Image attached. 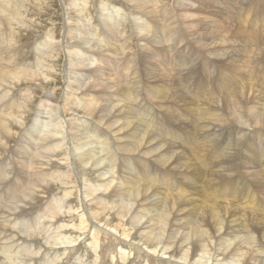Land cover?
Instances as JSON below:
<instances>
[{"label": "bare ground", "instance_id": "bare-ground-1", "mask_svg": "<svg viewBox=\"0 0 264 264\" xmlns=\"http://www.w3.org/2000/svg\"><path fill=\"white\" fill-rule=\"evenodd\" d=\"M40 1L42 0H36L38 7L43 4L42 2L40 3ZM67 1L64 4L68 3L65 10V19L68 22V25H66L65 34L63 32V40L61 38V41H57V34L60 29L58 30L56 28L48 31L43 37L38 39L37 42L43 38L41 41L42 45H39V49L38 47H30L34 42L29 44V39H31V37H28L27 34L24 43L20 40L21 38L19 35L16 36L19 33L10 37L9 44L7 39L0 38V90H5L8 94L7 98L0 96V101L2 100L7 107L4 110V107L0 105V264H211L213 261H215V264H221L223 261H226L224 264H229L227 263V260H230L231 257L235 256L238 252H241L240 254H242V257H245L246 263L242 264H249L247 263L248 253L247 251H242V247L244 245H251L252 238L250 235H244L245 237L236 239L234 232L241 230L244 225L243 223L238 222L237 218L234 220V204H232L234 210L224 206H219V208L215 207L218 204L217 202H224L227 197L233 195L236 196L235 193L240 187H236L237 189H222L220 194H217L218 187L215 183L211 182L213 184L206 185L205 187H209L210 194L207 196V200L205 198L204 202L208 203L207 206L210 205L208 208H211L203 211L199 218L197 210L199 207L195 204L194 199L188 200L184 195H181L182 191L176 188L173 184L167 185L165 191L159 189L153 190L155 186V172H153V166L150 167V170H146L142 174L137 173L134 168V164L137 162L134 163V158L136 157L142 160H147V158L151 161L160 160L163 165L172 166L171 169L181 172L178 175H183L182 172L185 171L187 168L186 166H188L187 156L184 155L183 152L176 151L179 149L177 148V145L173 143L167 129L163 132L164 135L169 138L167 137L164 139L150 136L152 133L151 129H154L155 127V125H153L154 127L151 126L154 118L151 120L149 107L143 104L142 101L144 99H140L139 94L141 92V85H139V80H136V77H139V74H136L134 69L139 68V62L144 61L143 58L145 59L148 57V59H150L148 54H152L149 51L146 54V51L144 54L142 51H139L140 49L138 48L141 46L139 45L140 47H137L138 39H142L149 44H157L159 40L168 45L170 42L173 43V40L176 41L175 43H178L177 41L181 37V33L176 31L177 27H175V19L177 17L175 18V12L173 13L170 10L168 13L161 11L164 16L162 20L163 27L156 30L153 20V23H150L151 20L148 23L145 21L146 19L143 18L146 14H149L150 17L152 16L148 3L154 2L155 0H122L129 5L126 9L120 4V0ZM195 1L198 3L200 2L199 5H201L202 0ZM163 2L159 1L161 8L165 7V5L162 4ZM175 2L177 3V1ZM185 3L188 4L186 0ZM43 6L44 5H42V7ZM103 6L106 8H103ZM155 6H157V4H153L154 8ZM201 6L206 7L203 2ZM0 7H2V12L5 16H8L6 14L10 13L9 15L14 19V23L15 21H18L21 25L26 26L25 30H28L27 24L30 19H24L25 12L23 14L22 11L25 7L22 6V8L17 6L14 0H0ZM42 7L40 9H42ZM190 7H192V5ZM194 7L195 6L192 8ZM175 8L177 9V7H174V9ZM180 8L181 7H179V9ZM26 9V12H28V8ZM202 12L201 15L203 14ZM86 16L89 17L93 26H91L89 22L86 24L83 21V18ZM99 18L102 19L105 24L112 26L111 32L113 34H118L116 37L117 44H115V48L112 51L107 52L108 54L119 55V62L116 60H110L111 58L108 59V57L102 52L96 53L95 56L89 54V48L87 49L88 52H85L83 49V51H81V44L90 36H93V38L99 36V38H97L102 42L104 50L107 44L102 38L105 37L106 40L112 39L111 32L107 33L104 31ZM213 19L215 20L214 17ZM12 21L13 20H11V22ZM25 21L27 22L24 23ZM1 23L4 26V22L1 21ZM224 23L222 22V24ZM85 27H88V30ZM212 27L213 31H219V29L216 28L217 26L212 25ZM205 28L207 27L205 26ZM239 29L241 28L239 27ZM19 30H17V32ZM195 30L191 32H195ZM249 32L250 30L245 34L247 35ZM182 33H184V29ZM187 33L188 31L186 34ZM253 33H250V35L257 40V45L253 44L249 39L250 42L248 41L249 44L247 45L249 47L248 52L241 47L240 51L242 50L243 57L246 55L254 57L252 52L253 44L254 46L256 45V47L258 46L257 48H259V50L257 51H260L254 59L258 57L264 59L263 33L261 32L258 36L255 33L253 35ZM59 36L61 35L59 34L58 37ZM191 36H193L192 34L190 35V38H194ZM198 41L201 40L198 39L196 42ZM89 42L91 41H88V43ZM146 45L143 46V51L147 50L149 47L148 46L145 49ZM201 47L204 49L207 48L204 46ZM92 48L95 50L93 46ZM218 50L220 51L221 49H217V51ZM104 53H106V51H104ZM61 54H63V56L65 54L70 68L72 67L81 70H79L81 77H77L66 85V92H64L65 95L63 96L64 105L59 101V99H61L59 98L60 96L58 97L59 99L54 102L55 100H53L54 96L52 92H47L50 95L46 97L47 94L43 97L44 100H46V103L49 102L52 104L50 107L53 109H50L49 112L47 109V112L50 115H54L56 119H58L57 115L60 114L61 110L64 114H78L77 118H68L69 123L66 125L69 129V140H67L68 138L65 133L66 126L64 127V121H59L58 123L52 121L45 124L41 123V120L33 126L31 131L26 133L24 138L18 139L32 117L38 116L37 114L34 115L37 113L35 110L37 108V106L35 108V105H37L36 102L41 97H38V92L42 89L41 87H47L49 84L53 83L54 75L52 76V72L56 69L54 68V65H56L55 62L61 63L59 62L61 60ZM215 54L216 53L213 54L215 58L219 57V59L222 58V60H227V56L229 59L232 57L234 58V55H229L228 52H223V54L219 53L217 56H215ZM243 60L246 62L247 58ZM96 62H98V64H103L104 68L99 67L98 65L94 66V69L91 71L93 64H96ZM144 62L146 63V60ZM182 63L184 64L185 61H182ZM49 65H51V68ZM108 70L117 71L120 83H114L107 88L108 86L104 85L103 82H89L86 79L88 75H91L92 80L94 81L96 79L97 81V78L102 77L103 75L105 76ZM153 70L154 69H152V71ZM140 71L145 72V69ZM73 72L72 69V73ZM146 75H148V73ZM155 75H157V73ZM109 76L111 75L109 74ZM152 79L155 80L157 78L155 77ZM50 80L51 82H49ZM159 81L161 83L162 79H159ZM159 81L154 83H158ZM237 82L241 84L239 80ZM173 83L174 82H172V84ZM23 85H25V87ZM166 85L167 84L165 83V86ZM20 86L24 88H19ZM227 86L229 87V85ZM161 87L163 88L164 86L161 85ZM39 88L41 89L39 90ZM106 88L109 89L107 90L108 92L111 91L114 95H108L106 93L101 94L105 92L104 89ZM110 88H112V90H110ZM167 88L170 87L168 86ZM253 88L254 87L247 85L245 90L240 88L233 97H230L229 93L228 96L224 95L226 98L224 105H222L225 112L223 119H226V114L229 115L230 120L237 124V132L239 133V136L237 137L234 135L237 138L233 145L228 144V146L221 147V149L226 154L228 152L225 151L231 145L232 149L229 151L231 154H236V158L241 155L240 150L242 152L245 148L244 144L248 138V134L246 133L247 129L262 130V128H264V95L255 94ZM18 89H23V91H25L20 95L21 100L19 103L16 102V98L18 97L16 92ZM95 90L101 93H94ZM150 90L148 93H150ZM58 92H60V90ZM194 92L196 93V91ZM116 94H118V97H121V102L120 98L119 100H117L118 98H115ZM151 94V97H153V100L155 101L154 103L157 101L161 104H168L176 102L179 98V95H169L168 93L164 95L163 92L159 94V91H153ZM221 94L222 93H220V95ZM136 101L138 104H141L142 107H146L136 111L135 107L132 106ZM213 101L215 100L213 99ZM217 101L215 103H217ZM199 102H201V100ZM216 108L218 107L216 106ZM39 111L38 113H40ZM200 111L201 110L199 109V112ZM63 113L62 115H64ZM133 113H137L135 116L138 115L140 118H134ZM219 113H221V111ZM40 114H44V112ZM208 115H211V113ZM47 116L48 115H46V117ZM215 116L219 123L226 122L221 121L219 115ZM36 119L35 122H37ZM81 119H83V121H81ZM88 119H92V121L95 122V125H90L87 121ZM219 128L223 130L220 126ZM154 131L156 130L154 129ZM34 134L36 135L33 136ZM257 135L258 134H255L254 137H257ZM158 136L163 135L158 134ZM16 139L18 140L16 141ZM35 141H37V145L33 143ZM202 143L200 142V144ZM35 146L38 147V152L34 155ZM206 148L209 147L207 146ZM250 148L251 150L254 149L252 146ZM243 152L245 153L246 151ZM222 154L223 153L221 152V155ZM131 156L134 158H131ZM9 157H12L15 165L17 164L18 166L17 171L13 176L11 172L7 171L8 167L5 169L4 166L6 164L4 162L8 161L6 158ZM260 160L263 159L261 158ZM10 162V166H12L14 163L12 160H10ZM202 163L200 164L202 165ZM221 166L223 165L221 164ZM231 167L232 166H230V168ZM27 168H30L32 171L29 175L24 171ZM233 168L234 167H232V169ZM143 169L142 171H144ZM260 174L261 173L258 175L256 173L255 175L260 176ZM253 175L254 172L252 177ZM199 178L201 179L202 176ZM211 178H209V180ZM156 181L160 180L157 179ZM253 181L256 180L254 179ZM260 185L259 187L261 188L264 186ZM171 191L173 194H170L172 193ZM201 193H199V195ZM15 195L17 196L15 197ZM220 195L221 197H219ZM218 197L220 199H218ZM241 199L242 201L244 200L243 198ZM244 213H246V211ZM197 217L199 220L196 219ZM249 217L251 218V216ZM41 219H43V221H40ZM56 229H61L62 232L56 235L54 234L56 233L54 232ZM34 231H37V234H35ZM50 239L53 241L52 244L50 243ZM132 255H134V257L131 258ZM163 256H167L168 261L164 260L166 258ZM249 259L251 258L249 257ZM21 260L23 262H21ZM219 260H221V262ZM178 261L183 263H179ZM255 264H264V261Z\"/></svg>", "mask_w": 264, "mask_h": 264}, {"label": "rangeland", "instance_id": "rangeland-1", "mask_svg": "<svg viewBox=\"0 0 264 264\" xmlns=\"http://www.w3.org/2000/svg\"><path fill=\"white\" fill-rule=\"evenodd\" d=\"M14 1H15L17 6L25 7V9L22 7L23 8L22 11H23V14L25 12L23 18L24 19L27 18L28 20L30 19L28 21L29 23L27 24L28 30H25L26 26L21 25L20 23H18V21H15V23H14V19L9 15L10 13L9 14L7 13L6 15H8V16H5L4 13L2 12V7H0V38L7 39L8 44H9L10 37L12 35L15 36L17 33H19L16 36L19 35V37L21 38L20 40L24 43L25 42V37H27L26 36V34H27L28 37L29 36L31 37V39H29V44H32L34 42L32 45H30V47H32V48H34V47L37 48L38 47V49H39L40 48L39 45H42L41 41H42L43 38L39 42H37L38 39L43 37L48 31L56 28L58 30L60 29L59 30L60 33L57 31L58 32L57 41H61V38L63 40L64 34H65L66 25H68L67 24L68 22L65 19V10H66V5H68V3L64 4L67 0L66 1L65 0H42V1H40V3L42 2L43 4H41L40 7H38V5L36 3V0H33V1L31 0L32 2L30 0H14ZM159 1L160 2L164 1L162 3L163 5H165V7L163 6L164 8L160 7ZM175 1H177L178 5H177V3ZM194 1L195 0H193V1L192 0H186V2L189 5L191 4L192 7L195 6L194 8L190 7L191 5L189 6L188 4H186L185 0H182V1L180 0V2H179V0H155L154 2L148 3V6H150L149 10H150L152 16L150 17L149 14H146L145 16H143V18L146 19L145 21H147L148 23H149L150 20H151L150 23H153V21H154V27L157 30L158 28L163 27L162 26V20H163L164 16H163L161 11L166 12V13H168L169 10L172 11L173 13L175 12V18L177 17L175 19L176 20L175 21L176 22L175 27H177L176 31H178V33H181L180 34L181 37L179 38V40L181 38L182 39L180 41L178 40L177 41L178 43H175L176 41L173 40V43L170 42L169 45L167 43L166 44L163 43L161 40H159L157 42V44L156 43L149 44V43H146L142 39H138V42H137L138 46L137 47L141 46L140 48H138V49H140L139 51H142L143 54H144L145 51H146L145 54L149 51L152 54H148L150 59H148L147 56H146L147 58H145V59L143 58L144 61L146 60L147 65L141 59L142 62H139V64H140L139 68L138 69L134 68L135 69V73L139 74V77H136V80H139V85H141L140 86V91L141 92L139 94L140 95V99H144L142 101L143 104L147 105L149 107V113H150L149 115L151 116V120L154 118V121H152L151 126L155 125V127L154 126L153 127H154V129L156 131H154V129L152 128L151 129L152 131L150 130L152 132L150 136H154V137H157V138H164L165 139L168 136L166 137L164 135L163 131L165 129H167V132L169 133V136L171 137L173 143H175L177 145V148L179 149V150H176V151L183 152L184 155L187 156V158H188L187 163H188L189 168H188V166H186L187 167L186 170L182 172L183 175H178L181 172H178V170L171 169L172 166L163 165V163L160 160L159 161H157V160L151 161L149 158H147V160H142V159H139L138 157L134 158L133 156H131V158H134V163L137 161L134 164V168H135L137 173H141L142 174L146 170H150V167L153 166L152 169H153V172H155L154 173L155 186H154L153 190H156V189L158 190L159 189L161 191H165L167 185L173 184L176 188H178L180 191H182L181 195H184L188 200L189 199H191V200L194 199L195 204L199 207L197 209L199 218L201 217V213L203 211L209 210L211 208V207L208 208L210 205L207 206L208 203L204 202L205 198L207 200V196L210 194L209 187L208 186L205 187L206 185L215 183L217 185V187H218L217 194H220V191L222 189H226V188L227 189H231V188L232 189H237L236 187H240V189L237 190L236 193H235L236 196L235 195L229 196V197H227L228 200L226 199L224 202L223 201L217 202L218 206L216 205L215 207L219 208V206L220 207L224 206V207L231 208V210H234V208H235V210H234V213H235L234 214L235 215L234 218L235 219L234 220H236V218H237L238 222H241L244 225L241 230H238V232H234L235 233V237H236V239H238V238L245 237V236H248V235L251 236L252 244L248 245V246L244 245L243 246L244 248L242 247V251H247V253H248V255H247L248 257L245 255L247 257V263H249V264L250 263L251 264H255L257 262L260 263L261 261H264V226H263L264 225V186H263L264 185V156H263L264 155V153H263L264 152V145H263L264 144V128H262V130L261 129H259V130H257V129H249L248 130L247 129L246 133L248 134V138L246 140V143L244 144L245 148L243 149V147H242V149H243L242 152L240 150V154L242 156L240 155V156H238L236 158V156H235L236 154H231L230 151L232 149L231 145H233V143L235 142V139L239 136V133L237 132L238 131V127H237V124L233 123V121L230 120V117H229L228 114H226V116H228V117L225 116L226 119H223L224 115H225L224 114L225 112L223 110V106L222 105H224V101H225V98H226L225 96H228V93H229L230 97L231 96L233 97L237 93V91L240 90V88H243V90H245L247 88V85L254 87L253 90H254L255 94L264 95V59H261L259 57L254 59L255 57H257V53H260V51L259 52L257 51V50H259V48H257L258 46L256 47V45H257L256 41L257 40H255L254 37L253 36L251 37V35H250V33L252 34L254 32L258 36V34H261V32H262L263 36H264V0H202L201 1V5H202V2H203L206 5V7H203V6L199 5L200 2L198 3L197 1H195V2ZM120 4H122L125 9L129 7V5L127 3H125L124 1H122V0H120ZM153 4H157V6H155V8H154ZM193 4H195V5H193ZM42 5H44V6L42 7ZM196 5H198V6H196ZM41 7H42V9H40ZM174 7H177V9L176 8L174 9ZM179 7H181V8L179 9ZM26 8H28V10L31 11V12H29V11H28L29 13L26 12V10H27ZM103 8H106V7L103 6ZM33 9H34V11H33ZM198 10H199V12H198ZM36 12H38V13H36ZM184 12H185V14H184ZM189 12H191V13H189ZM201 12L204 15L203 14L201 15ZM186 13H187V15H186ZM23 14H21V15H23ZM181 14L184 15V16H182ZM208 14H211V15H208ZM25 15H26V17H25ZM155 16H156L157 20L155 19ZM185 16H186V18H188V17L189 18L186 19ZM210 16H212V17H210ZM213 17L215 18L216 21L213 19ZM181 19H184V20H181ZM206 19H208V20H206ZM212 19H213V22H212ZM11 20H13V21L11 22ZM220 20H221V23H220ZM1 21L4 22V26L2 25ZM83 21L86 24H88L87 22H89L90 25L93 26L92 22L89 20V17H87V16L84 17ZM26 22L27 21H25L24 23H26ZM183 22H185L186 24L183 23ZM222 22L223 23L225 22V23L222 24ZM100 23H101V26L103 27L105 32H107V33L111 32V28H112L111 25L105 24L102 21V19H100ZM187 25H190V26H193V27H190V26H187ZM212 25L213 26H217L216 28L219 29V31H217V30L213 31L212 30V28H213ZM205 26L207 28H205ZM29 27H31L32 29L29 28ZM220 27H221V30H220ZM239 27L241 29H239ZM85 28L88 30V27H85ZM185 28H186V30H185ZM19 29H21V30H19ZM183 29H184V33L185 34L182 33ZM17 30H19V31L17 32ZM194 30H195L196 33L195 32H191V31H194ZM249 30H250V32L246 35L245 33H247ZM187 31H188V33L190 31L189 34L187 33L188 35L186 34ZM243 31H245V32H243ZM63 32H64V34H63ZM216 32L217 33L220 32V33L217 34ZM208 33H210V34H208ZM232 33H234L235 35L232 34ZM254 33H253V35H254ZM59 34L61 36L58 37ZM191 34L193 35L191 37H194V38H190ZM211 34H213V35H211ZM221 34H224V35H221ZM242 34L246 35V36H243ZM111 35H112V39H110V40H106L105 37L102 38L104 40V42L107 44V46L105 47V50L102 47V42H100L99 39H98L99 36H96L94 38H93V36H90L86 40L87 42L86 41L84 42L85 44H88V45H85L84 43L81 44V46H80V48L82 47L81 51H83V50L85 52L89 51L88 53L92 54L94 56L96 55V53L102 52L105 56L108 57V59L111 58L110 60H113V61L116 60L117 62H119L118 61L120 59L119 55H115V54H111V53L108 54V52H107V51H109V52L112 51L115 48V44H117L116 37L118 36V34H113L111 32ZM201 35H203V36H201ZM197 38L199 40H201V41H198L200 43V45L204 46L205 48L207 47L206 49L202 48L199 45V43L196 42L198 40ZM191 39L192 40L194 39L195 41L194 40L192 41ZM249 39L252 41L253 44H256L255 46L252 44V46H253L252 47L253 48L252 52H253V56L254 57H250L251 55H246V56H244L245 57L244 58L243 57V53L241 52L242 50L240 51V49L244 48L245 51L248 52V50H249L248 48L249 47L247 45L250 42ZM30 40H31V42H30ZM118 40H119V37H118ZM88 41H91V42L88 43ZM209 41H211V42H209ZM194 42H196V43H194ZM215 42H216V44H215ZM226 42H227V44H226ZM144 44L145 45L147 44L145 49L148 46L149 47L147 48V50L143 51V49H144L143 46H145ZM196 45H198V46H196ZM92 46L95 48V50H93ZM223 48H224V50H223ZM87 49H88V51H87ZM148 49H150V50H148ZM217 49H221V50L217 51ZM103 50L106 51V53H104ZM223 52H228L229 55H234V58L232 57V58L229 59V57L227 56V60H222V58L221 59H219V57L215 58L214 55H213L214 53H216L215 56H217V54H219V53L223 54ZM62 56H63V54H61V60L59 61L61 63L55 62L56 65H54L55 66L54 68H56L55 69L56 72L55 71L52 72V76L54 75L53 83L49 84L47 87H41L42 89L39 88V90L40 89L41 90L38 92V97L39 96H41V97L38 99V101H37L38 103L36 102L37 105H35V108H36V106H37V108L35 110H36L37 113L34 114V115L37 114L38 116H33L32 117L33 120L32 119L30 120V122L24 128V131L20 134L18 139L24 138L26 133L31 131L33 129V126L36 125L38 123V121L41 120L40 122L41 123H45V124H48V123H50L52 121H55L56 123H58L59 121H61V122L64 121V123H65L64 127L66 126L65 133H66V136L68 138L67 140H69L68 136L70 134L68 133L69 129H68V126H67L68 123H69V119L77 118L78 114L77 115L76 114L72 115L71 113L64 114L63 111L61 110L60 111L61 115L58 114L57 115L58 119H56L54 117V115H50L48 113L50 109L51 110L53 109L52 107H50L52 104L49 103V102L46 103V100H44V97H43V96H46L49 92H52V94L54 96L53 100H55L54 102H56L57 99L61 98V99H59V101H61V103L64 105V102H63L64 101V97L63 96L65 95L64 92H66L65 91L66 87H67L66 85H68L69 82H72V80L76 79L77 77L78 78L81 77V75L79 74V72L81 70L79 69L80 70L79 71L77 68H72V67L70 68L68 60H67L65 54H64L63 57ZM64 58H66V59H64ZM246 58H247L248 62L247 61L245 62V60H243V59H246ZM214 59H216V60H214ZM175 60H176V62H175ZM182 61H185V63L183 64ZM226 61H229V62H226ZM98 65H99V67L104 68L103 64H98V62H96V64H93V66L91 68V71L94 69L93 68L94 66H98ZM49 66L51 68V65H49ZM63 66H64V68H63ZM146 68H147V70H146ZM67 69H69V70H67ZM72 69L74 71L73 73H72ZM144 69H145L146 73L144 71H140V70H144ZM152 69H154V70L152 71ZM66 71H67V73H66ZM159 72H162L163 74L159 73ZM147 73H148V75H146ZM150 73H153V74H150ZM156 73H157V75H155ZM109 74L111 76H109ZM158 74L159 75L161 74V75L159 76ZM168 76H169V78H168ZM185 76H187V77H185ZM155 77L157 79H155V80L152 79V78H155ZM165 77H167L168 79L165 78ZM145 78H146V80H145ZM86 79L89 82H96V83H100V82L102 83L103 82L104 85L108 86L107 88H109V86L113 85L114 83H120V81L118 79V73L115 70L114 71H109L108 70L106 72L105 76L103 75L102 77L97 78V81H96V79L93 81L91 75H88L86 77ZM159 79L160 80L162 79L161 83H160ZM169 79H171V80H169ZM238 80L241 82V84H239V82H237ZM156 81H159V82L158 83H154ZM49 82H51V80ZM164 82L167 84L166 86H165ZM172 82H174L173 83L174 85L172 84ZM161 85H163L164 87L162 88ZM227 85H229V87ZM23 86L25 87V85H23ZM168 86L172 90L170 88H167ZM21 87L22 86H20L19 88H21ZM24 87H22V88H24ZM62 88H64V89H62ZM107 88L104 89L105 90L104 93H101V92L96 91V90L94 91V93L98 92L97 94H100V93L101 94H105L106 93L108 95H114V94L111 93V91L108 92L107 90H109V89H107ZM156 88H158V89H156ZM147 89H148V91H147ZM150 89H152V90H150ZM59 90H60V92H58ZM110 90H112V88H110ZM149 90H150V93H148ZM142 91H144V92H142ZM153 91H155V92L159 91V94H161L163 92L164 95H166V93H168L169 95H175V94L179 95L178 96L179 100L177 99L176 102H172V103H168V104L167 103L166 104H164V103L161 104L160 102H157V101H156V103H154L155 101L153 100V97H151L152 96L151 92H153ZM194 91H196V93ZM23 92H25V91H23V89H18L17 90V92H16V94H18V97L16 98V102L17 103L20 102V100H21V96L20 95H22ZM56 92L60 93V94H57ZM220 93H222V94L220 95ZM7 95L8 94L6 93L5 90H0V96L1 97L3 96L5 98H7ZM49 95L50 94H48L46 97H48ZM55 95H58V96H55ZM115 98L116 99L118 98L117 100H119V98H120V102L122 100L120 96L118 97V94L115 95ZM124 99H125V97H124ZM213 99L215 101H213ZM200 100H201V102H199ZM216 101H217L218 104L215 103ZM198 102H199V104H198ZM202 103H203V105H202ZM209 103H211V104H209ZM0 105H2L4 107V110L7 108L6 104L2 100L0 101ZM206 105H208V106H206ZM45 106H47V107H45ZM132 106L135 107L136 111L138 109L140 110V109H143L144 107H146V106L142 107L141 104L137 103V101L134 102ZM194 106H196V107H194ZM216 106L218 108H216ZM41 107H42V109H41ZM255 107H256V105H255ZM38 108H40V109H38ZM37 109H38V111L40 110L39 111L40 113L44 112V114L38 113ZM43 109H44V111H43ZM47 109H48V112H47ZM199 109L201 110L200 111L201 114L199 112ZM208 109H209V111H208ZM196 110H198V111H196ZM202 110H203V112H202ZM53 111H55V110H53ZM220 111H221V113H219ZM62 113L64 115H62ZM210 113H211V115H208ZM133 114H134V118H137V119L140 118V116H138V115L135 116L137 113H133ZM46 115H48V116L46 117ZM207 115H208V118H207ZM215 115H219L221 121H226V122H221L222 124L219 123V121H217V118H216ZM34 117H36V118L39 117V118L36 119ZM49 117H50L51 120L49 119ZM165 117H166V119H165ZM192 117L193 118L195 117V118L193 119ZM66 118L67 119L69 118V119L67 120ZM35 119H36L37 122H35ZM83 119H81V121H83ZM87 121H88V123H90V125H93V124L95 125V122L92 121V119L91 120L88 119ZM200 121H201V123H200ZM209 124H210V127H209ZM225 125H227V126H225ZM219 126L221 128H223L224 131L222 129H220ZM216 128L217 129L219 128L220 130H222L225 133L224 141H221V144L219 146H216L215 148H210V147L206 148L207 145L203 142L204 141V137L207 136L208 133H210L212 131L215 132L217 130ZM225 129H227V130H225ZM188 130H189V132H188ZM202 131H204V132H202ZM153 133H154V135H153ZM158 134H162L163 136H158ZM229 134H231L233 140L231 139V142L225 143L227 141L226 138L228 137ZM255 134H258L259 137H258V135H257V137H254ZM35 135L36 134H34L33 136H35ZM234 135L237 136V137H235ZM18 139H16V141ZM250 140H251V142H250ZM192 141H194V142H192ZM200 142L201 143L203 142V143L200 144ZM33 143L35 145H37V141H35ZM187 143H190V144H187ZM228 144H231V145L225 151V152H228V153H226L227 154L226 155L223 152V150L221 149V147H225L226 145L228 146ZM251 146L254 148L253 150H251V148H250ZM34 148H35V152H34V155H35V153L38 152V147L35 146ZM191 149H192V151H191ZM250 150H251V152H250ZM206 151H208V152H206ZM243 151H246V152L244 153ZM221 152L223 153L222 155H221ZM34 155H33V157H34ZM246 155H248V156H246ZM224 156L226 157V159H225ZM261 156H263V157H261ZM193 157L195 158V160H194ZM232 157H233V159H232ZM218 158H219V160H218ZM261 158L263 160H260ZM6 159L8 161L4 162V163H6L4 165L5 169H6V167H8L7 171L11 172V174L13 176V175H15L18 166H17V164L15 165L14 159L12 157H9V158H6ZM10 160H12V162L14 163L12 166H10V164H11ZM208 160H209V162H208ZM200 163H202V165ZM74 164H75V162H74ZM221 164L222 165L227 164L228 165L227 169L223 168L221 166ZM251 165H252V168H251ZM72 166H74V165H72ZM206 166H207V168H206ZM230 166H232L234 168L232 169V167L230 168ZM143 168H145V169H143ZM142 169L144 171H142ZM252 170L254 172L253 177H252V174H253ZM24 171L27 173V175L32 173L30 168L29 169L27 168ZM255 172L258 175H259V173H261L260 176L255 175L256 174ZM222 175H223V177H222ZM201 176H202V178L200 179L199 177H201ZM211 176H212V178H211ZM225 176H226V178H225ZM256 177H258V178H256ZM209 178H211L210 180H212V181H210ZM157 179L160 180V181H156ZM250 179H251V181H250ZM254 179L257 182L253 181ZM211 182H213V183H211ZM254 182H256V183H254ZM260 183H261V185H260ZM258 184L260 186H263V187L262 188L259 187ZM256 185H258V186H256ZM196 190H198V191H196ZM207 190H208V192H207ZM198 192L199 193L202 192V193L199 195ZM205 192L208 193V194H206ZM170 194H173V192L170 193ZM16 196L17 195H15V197ZM62 196H63V194H62ZM219 197H221V195ZM219 197H218V199H220ZM241 198H243L244 200L242 201ZM50 199H52V198H50ZM203 204H204V206H203ZM232 204H234L233 205L234 208L232 207ZM250 206H251V208H250ZM246 209H248V210H246ZM245 211H246V213H244ZM249 212H250V214H249ZM238 215H240V216H238ZM249 216H251V218ZM198 217L196 219L199 220ZM43 219H41L40 221H43ZM48 221H50V220H48ZM244 227H245V229H244ZM59 230L56 229V231H54L56 233H54V234L57 235L58 233L62 232L61 229H59ZM259 230H260V232H259ZM34 233L37 234V231L36 232L34 231ZM253 233H255V234H253ZM256 234H258V235H256ZM252 235H253V237H252ZM259 242H261V243H259ZM50 243L51 244L53 243L52 239H50ZM255 246H256V248H255ZM249 249H251V250H249ZM250 251H251V254H250ZM240 253L241 252L236 253L235 256L231 257V259H230V260H233V261L227 260L228 261L227 263H229V264L246 263L245 257L244 256L242 257V254H240ZM256 256H258V257H256ZM132 257H134V255H132L131 258ZM163 257L166 258L164 260L168 261V257L167 256H163ZM249 257L251 259H249ZM219 261L221 262V260H219ZM21 262H23V261L21 260ZM178 262L180 263L181 261H178ZM181 263H183V262H181ZM224 263H226V261L225 262L224 261L221 262V264H224ZM211 264H215V261L211 262Z\"/></svg>", "mask_w": 264, "mask_h": 264}, {"label": "clouds", "instance_id": "clouds-1", "mask_svg": "<svg viewBox=\"0 0 264 264\" xmlns=\"http://www.w3.org/2000/svg\"><path fill=\"white\" fill-rule=\"evenodd\" d=\"M224 137H225V133L220 130L217 129L215 132H210L208 133L207 136L204 137V143L210 147V148H215L216 146H219L221 144V141H224ZM232 136L231 134L228 135L227 137V142H231ZM223 168H227L228 165L225 164L222 166Z\"/></svg>", "mask_w": 264, "mask_h": 264}]
</instances>
